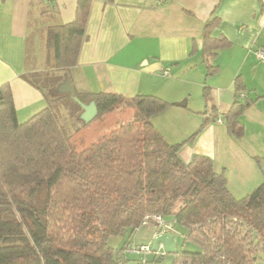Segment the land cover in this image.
Wrapping results in <instances>:
<instances>
[{"label": "trees", "instance_id": "16d2710c", "mask_svg": "<svg viewBox=\"0 0 264 264\" xmlns=\"http://www.w3.org/2000/svg\"><path fill=\"white\" fill-rule=\"evenodd\" d=\"M91 2L78 0L70 23L46 27L56 69L77 65ZM218 22L215 17L204 25L206 77L217 72L218 51L230 46L224 37H210ZM233 90L224 118L227 133L239 139L244 129L238 118L251 102L237 100L245 93L241 76ZM203 91L206 96L208 88ZM85 95L95 103L96 117L124 103L136 115L77 150L52 106L20 123L10 85L0 86V264H128L124 247L113 261L108 240L146 224L159 229L154 216L171 217L164 223L185 227L184 240L198 246L176 252L172 264H264V181L237 199L225 171L216 172L210 158L194 155L184 162L180 150L199 131L169 144L151 122L172 103L152 95Z\"/></svg>", "mask_w": 264, "mask_h": 264}, {"label": "crops", "instance_id": "0c3cea01", "mask_svg": "<svg viewBox=\"0 0 264 264\" xmlns=\"http://www.w3.org/2000/svg\"><path fill=\"white\" fill-rule=\"evenodd\" d=\"M77 4L78 0H0V86L10 85L20 123L49 105L60 112V122L71 121L73 133L77 130L73 123L88 124L82 119L81 106L61 102L67 100L62 99L67 92L60 90L66 81L74 94L84 96L79 99L84 105L91 103L85 94H116L126 100L152 95L173 104L151 118L167 143H180L199 131L180 150L184 162L194 155L210 158L216 172L225 171L228 190L237 199L264 181L254 161H264V65L255 55L264 47V0H92L86 40L77 65L70 68L72 75H67L69 69L58 71L62 81L44 92L25 80L28 72L43 78L37 36L45 35L48 26L70 23ZM215 17L219 22L210 37H224L230 46L218 51L213 60L217 72L206 77L202 36L205 23ZM52 59L46 52L45 63ZM165 69L169 76L162 74ZM223 75L226 85H222ZM237 76L242 78L246 96V82L251 79L256 93L251 99L246 97L251 104L238 118L244 129L239 139L227 133L224 118L234 102ZM181 81L208 82L204 86L207 95L214 93L211 109L191 101L189 107L186 101L184 106H175L190 98ZM150 225L145 232L140 227L132 235L125 233L119 248L110 247L117 252L130 237L136 245H150L158 229Z\"/></svg>", "mask_w": 264, "mask_h": 264}, {"label": "rangeland", "instance_id": "374dc122", "mask_svg": "<svg viewBox=\"0 0 264 264\" xmlns=\"http://www.w3.org/2000/svg\"><path fill=\"white\" fill-rule=\"evenodd\" d=\"M43 16V15H42ZM41 16V17H42ZM49 15L43 16L48 17ZM38 43H39V55H40V61L42 71L40 72L43 75V78L35 77L34 73L28 72L27 77L29 79L35 80L36 83L42 88L44 92L48 91V87L50 84H54L62 81V76L58 75L61 72V70H58L55 68L54 65V57L51 55L52 50L49 49V47L46 44V38L43 34H38ZM41 37V38H40ZM33 41V40H31ZM48 52L49 58L52 59L49 60L48 63H45V54ZM63 71V70H62ZM68 70H66L67 72ZM67 73V75L70 77L72 75L70 73ZM223 81L222 85H226V76L220 77ZM251 78H254V76H251ZM45 79V80H44ZM182 83H179L182 85L183 90L186 89V93L190 94V98H183L181 102L186 101L187 107H189L188 103L191 101V103L196 102L202 107H206L209 110L210 107V101L212 94H208L206 96H203L202 90L204 86H208V82H204V84L200 83H192V84H186L183 81ZM254 81L253 79L248 80L246 82L247 86V98L249 96V99L253 98L255 93V90H253L254 87ZM48 86V87H47ZM65 95H62V99L67 98V100L61 101L62 103L69 104L70 107L78 108L80 106L79 103L71 101L69 95L67 93H64ZM246 95V94H245ZM60 113V112H59ZM58 113V114H59ZM56 113L57 119L63 130L68 134L72 144L76 147L77 150H81L84 148H87L91 144L97 142L102 136L107 135L110 131L118 127L119 125H122L124 123L130 122L134 120V117L136 115V111L132 106H129L128 104L124 103L121 104L111 111L104 113L98 117H95L92 121H90L88 124H84L82 121H80L77 125V123H73V126H76L77 130L73 133L70 129L71 121L67 120L60 122L59 115ZM76 122V121H75ZM165 222L170 223L172 221L171 217H166ZM151 226L150 224H146L141 226L140 231L145 232L146 229ZM179 234L177 235V251H198V246L193 244L192 242L188 240H184V236L187 232L186 228L180 225H176L174 228ZM125 234H121L117 237H112L108 240V246H113V248H119L121 242L124 240ZM124 258L128 260V264H172L175 259V254H155V253H146V254H132L130 252L124 253Z\"/></svg>", "mask_w": 264, "mask_h": 264}, {"label": "water", "instance_id": "95a60500", "mask_svg": "<svg viewBox=\"0 0 264 264\" xmlns=\"http://www.w3.org/2000/svg\"><path fill=\"white\" fill-rule=\"evenodd\" d=\"M60 90L63 92L69 93L73 99L80 104L84 112L82 114V119L84 122L88 123L92 121L97 116V107L94 102H91L89 105H84L82 102L75 96L71 84L69 81H66L61 87ZM185 102L176 103L175 106L181 107L184 106ZM262 173L264 174V161L259 165ZM151 251L154 253L161 252L163 254H175L177 251V237L174 233L170 231H164L162 229H157L150 241ZM117 252L113 254V261H116Z\"/></svg>", "mask_w": 264, "mask_h": 264}, {"label": "built area", "instance_id": "2783aa9c", "mask_svg": "<svg viewBox=\"0 0 264 264\" xmlns=\"http://www.w3.org/2000/svg\"><path fill=\"white\" fill-rule=\"evenodd\" d=\"M44 1H52V0H44ZM255 55L257 57V59L259 60V62L261 64L264 65V47H261V48H258L256 51H255ZM162 74L164 76H169L170 73H169V70L168 69H165L162 71ZM246 95L245 93H241L239 96H238V101L241 102V103H244V101L246 100ZM218 123H222V120L218 119L217 120ZM154 221L158 224H160L159 226V229H162L164 231H170L172 233H174L177 237V235L179 234L174 228V226H171V224H166L164 223V221L161 219V217L159 216H154L153 217ZM124 252H130L132 254H146V253H154L151 251V248H150V245H136L133 241V239L130 237L125 245H124ZM161 252H158V253H155V254H160ZM162 255V253H161ZM140 264H143L142 262Z\"/></svg>", "mask_w": 264, "mask_h": 264}]
</instances>
